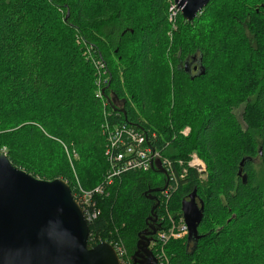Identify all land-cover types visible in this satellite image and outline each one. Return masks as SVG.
I'll return each instance as SVG.
<instances>
[{
    "label": "trees",
    "instance_id": "16d2710c",
    "mask_svg": "<svg viewBox=\"0 0 264 264\" xmlns=\"http://www.w3.org/2000/svg\"><path fill=\"white\" fill-rule=\"evenodd\" d=\"M45 1L54 10L55 20L66 28L63 34L57 26L50 24L47 31L44 22L36 25L27 20L17 27L11 20L3 21L1 15L9 1L0 0V32L14 34L12 42L7 44L4 58L0 54L3 99L13 107L10 116L14 117L18 111H33L26 116L25 125L8 134L13 143L7 140L2 143L8 149L5 156L11 164L17 168L26 167L23 162L27 158L26 144L30 141L27 135L36 138L40 144L56 142L76 150L91 147L93 155L99 159L98 163L93 162V169L100 183L105 171L109 170L104 156L105 138L100 131L104 122L111 126L128 125L143 135L144 147L160 151L172 160L185 159L187 146L191 150L198 149V154L207 162L208 180L200 181L193 169H188L181 178L175 164L176 183L167 177L166 172L163 174L151 167L146 171L126 168L114 175L106 194L94 197L100 211L88 223L90 246L98 240H119L128 247L130 264H138L134 262L133 254L138 234L146 227L151 207L156 204V222L162 227L160 218L164 217L166 209L171 214H182V202L193 193L203 207L201 219L194 230L196 238L188 240L186 235L183 239L166 242L164 251L167 260L163 263L264 264V181L256 182L252 168L255 155L261 156L264 162V25L259 22L264 1L256 7L254 0H209L191 21L185 20L177 9V31L171 37L167 34L166 0H117L113 8L94 10L92 17L87 11L88 0ZM141 3L146 5L145 10H140ZM208 30L211 31L208 33ZM36 39L42 45H38ZM160 42L168 43L169 49H173L171 71H166L165 50L154 48ZM1 44L0 39V47ZM52 44L56 45L53 52L49 49ZM58 49L60 51L55 52ZM175 51L179 54L175 55ZM154 53L162 55L155 66L151 59ZM194 53L200 55L201 62L200 69L193 75L189 68L193 64ZM226 53L231 56L227 62L229 69L222 73L217 66L226 62ZM154 72L158 74V82L150 84V76ZM165 72L172 74L168 79L174 85L177 99L172 106L167 100L169 104L163 109L162 116L167 119L166 116L175 114L160 127L161 132L151 127L149 121L140 118L139 113L132 112L127 98H122L124 107L119 109L112 107L114 102H109L107 92L113 98H121L125 93L121 84L122 75L129 83L130 74H134L137 78L132 81L137 84V94L131 95L130 100L141 105L145 113H150L151 109L154 111L155 100L164 99L169 86L162 78ZM103 77L107 79L105 86H101L104 96L101 100L95 96V81ZM201 79L200 83H205L208 88L204 91L211 92L208 96L212 97L214 104L200 118L191 120L189 133L183 135L180 133L184 128L181 126L184 123L182 117L191 115L195 118L196 113L201 114L203 97L188 94L187 85L190 82L199 86L196 81ZM209 83L217 85L208 86ZM218 83L223 85V94L226 92L230 97L226 101L231 105L228 108L227 103L216 102L214 98V93L222 94L217 90ZM79 93L85 94L88 97L86 101L95 108L92 115L96 127H78L75 123ZM182 102L191 104L189 110L182 106ZM242 102V122H239L233 109ZM30 120L36 122L29 124ZM225 120L234 132L228 140L217 136ZM54 123L55 129L51 133ZM6 136L1 135L3 138ZM16 138L21 142H16ZM123 141L127 142L125 138ZM197 143L202 147L197 148ZM28 149H31L29 144ZM243 159L245 183L237 174ZM78 161L73 164L77 172ZM69 164L66 159V166L56 168L46 180H64L75 198L77 189ZM24 170L33 177L45 179L37 169ZM78 175L85 189H92L97 184ZM170 185L173 189L167 199L163 191ZM156 188L160 190L154 191ZM234 210L237 213H231ZM260 210L262 214H259ZM213 223L218 226L212 227ZM153 236L152 239H155ZM151 249L155 256L157 247Z\"/></svg>",
    "mask_w": 264,
    "mask_h": 264
},
{
    "label": "water",
    "instance_id": "95a60500",
    "mask_svg": "<svg viewBox=\"0 0 264 264\" xmlns=\"http://www.w3.org/2000/svg\"><path fill=\"white\" fill-rule=\"evenodd\" d=\"M208 1L174 0L188 21L193 20ZM244 160L237 172L243 183L246 182V175L242 174ZM151 168L165 174L159 161L152 162ZM157 190L160 189H154ZM155 207L156 204L151 207L147 221H156ZM202 210L193 193L181 204L188 240L196 234L194 230ZM155 233L156 229L139 232L134 262L158 264L149 249ZM89 234V224L64 180L33 177L0 154V264H120L108 242L90 246Z\"/></svg>",
    "mask_w": 264,
    "mask_h": 264
},
{
    "label": "rangeland",
    "instance_id": "374dc122",
    "mask_svg": "<svg viewBox=\"0 0 264 264\" xmlns=\"http://www.w3.org/2000/svg\"><path fill=\"white\" fill-rule=\"evenodd\" d=\"M5 1L6 2L9 1V2H7V5L4 7L2 15H1V18L3 19V21L6 22L7 20H11L12 22H15L17 24V27L21 26L27 20H32L34 22V24H36V25H40L41 23L44 22L47 31L49 30L48 24H50L53 27L57 26L60 30V34H63V32H66L65 31L66 28L63 27V25H60L55 20L56 17L54 15V10L48 6V4L46 3L45 0H5ZM88 1L89 2H88L87 11H88L89 17H92L94 15V10H97L99 8H102V7L113 8V5L115 4V2L117 0H88ZM263 1L264 0H254V3L256 5V7H258L263 3ZM165 2L167 3V6H166V8H167L166 9L167 10V22L169 23V26H167L168 27L167 34L171 37L173 32L177 31V23H175V20L177 17L176 15L178 13L177 12L178 10L176 8L174 1L166 0ZM141 5H142V7H140L141 8L140 10L141 11H142V9L145 10L146 5L142 4V3H141ZM223 7L224 6L222 5L221 8H223ZM199 13H201V12H199ZM259 17L262 18V19L259 18L260 24L264 25V11H261L259 13ZM209 28H211V26ZM210 31L211 30H208V33ZM13 35L14 34L11 32H8L6 35H4V32H0V39L2 41V44L0 47V54L3 58H4L3 55H4V52L6 50L7 44L12 42ZM36 42L38 43V45H42V42L39 39H36ZM58 42H60V40H58ZM55 46H56L55 44L50 45L49 46L50 51L53 52L54 48H56ZM43 47H44V44H43ZM154 48H156L157 51H162V49L165 50L166 71H168V70L171 71V63H172V58H173V57H171V55L173 54V49H169V44L168 43L166 44L163 42L156 43ZM59 51H60V49H58L55 52H59ZM178 52L179 51H175V55L179 54ZM152 56H153V58L151 57L152 64H153V66H155L156 64L159 63L158 58L162 55H161V53L160 54L154 53V55H152ZM230 58H231L230 54L226 53L225 58H224V60L226 62L225 63L221 62L220 64L218 63L217 67L219 70H222V73H226V71L229 69L228 68L229 64H227V62H228V59H230ZM229 62L232 63V61H229ZM14 64H17V63H14ZM225 64H227V65H225ZM7 66H10V64H8ZM130 75H131V78L129 77V83L126 80H124L123 75L121 77L122 88H123V91L125 92L123 94V96H121V98H117V97L113 98L112 95H110L107 92V95H108L107 97H109V99H112L113 100L112 102H114L112 107H115L117 109L123 108L124 102H123L122 98H127V100H128L127 102H129V101L131 102V103H128L127 105L132 110V112L139 113L140 118H143L145 121H149L151 124V127H153L155 130H157V132H161L160 127L163 124L167 123L169 121L168 119L173 117V114H175V113H172L171 116H166L167 119H165L162 116L163 109L170 102H171L170 106H172V102H173V104H175V100L177 99L176 91L174 90V85H172L170 83V79H168V77L170 78L172 76V74L169 73V75H168L165 72V75L162 77L163 80H165L169 86L167 87V91H165V98L164 99L161 98L160 101L155 100V102H156L155 107L156 108L154 111H153V109H151L152 113L151 112L145 113V110L141 109V107H142L141 105L138 106V103H135L132 100H130L131 95L137 94L136 93L137 92V84L135 85L134 84L135 81L134 80L132 81V79L137 78V76L134 74H130ZM153 79H154V82L152 81ZM202 80L203 79L196 81V83L199 86H196V84L193 85L190 82L187 85L189 92H190L188 94H191V95L195 94L196 97L198 95H200L201 97L203 96L201 98V104H202V107H200L201 114L196 113L197 115L195 114V118H192L191 115L182 117L184 119V123L181 126H183L184 128L182 130H180V133L184 129L190 128L189 122L191 120L194 121V120H197L198 118H200V116H202L203 112L206 109L213 106V104H214L213 100H211L212 97L210 98V96H208L211 92L209 93V91H204V89L207 90L208 88L206 87L205 83L204 84L200 83V82H202ZM227 80L229 81V77H227ZM149 82H150V84L158 82L157 72L156 73L154 72V74H152L150 76ZM105 84H106V81L104 82V85ZM210 85L211 84L209 83L208 86H210ZM214 85H217V84H212L211 86H214ZM217 90L219 92H221L222 94L214 93L215 94L214 98H215L216 102L227 103V105H226L227 108L229 106H231L228 102H226L227 100L230 99V97H229V95H227L226 92H225V94H223L224 90H223L222 84H219L217 86ZM9 93L11 94V92H9ZM95 93H96V91H95ZM78 96H80V101L77 103V113L75 114V119H74L75 123L77 124L78 127H82V126H85V128L96 127L97 125H96L95 119L93 118V115H92L94 113L95 108H93L92 104H90L88 101H86V98L88 99V97L85 94L79 93ZM178 98H179V96H178ZM173 99H174V101H173ZM167 100L169 101V103ZM109 102H111V101L109 100ZM216 104L219 105L218 103H216ZM151 105H154V103H152ZM183 105L189 110V107L191 104H189V103L183 104V102H182V106ZM243 107H244V103L242 102L240 105H238L237 107H234V109H233L234 110V116L239 122H242ZM152 108H154V107H152ZM12 109H13V107L11 104L4 102L3 89H2V87H0V153L7 154L8 149L5 146V144L3 145L2 143H4V140L11 141L8 139V134L14 133L18 127H20L23 124L25 125V121L28 118L26 116L28 114H32V112H33L32 111V112L24 113L22 111H20V112L18 111L17 114H15L13 117V115L10 116V112L12 111ZM167 115H170V114H167ZM70 116H71V114L68 113L67 117L70 118ZM105 117H107V116H105ZM34 122H36V121L30 120L29 124H31V123L33 124ZM225 122L226 123L223 125V127L220 129V131L219 132L217 131L218 132L217 136H218V138H223V139L228 140L233 136L234 132L231 130L229 123H228V120H225ZM106 123L107 122H104L100 125L101 133L103 132V126H105ZM193 124H194V122H193ZM158 125H159V127H158ZM54 129H55V123L53 124L52 129H50V132L52 133L54 131ZM193 131H194V129H193ZM188 133L189 132L187 131V134ZM2 134H7V136L5 138H3V137H1ZM27 137L30 140L28 142V144L31 147V149L29 150L28 144H26L27 149L25 150V152H26L27 158L24 160V162H23V160L22 161L18 160L19 162H23L24 166H26V167L23 169L18 167L19 169H22V170H24L26 168L37 169L39 172H42L44 174V176H45L44 180H46L48 177L52 176L53 171H55L56 168H58L60 166H62V167L66 166V159H67V163L68 164L70 163L69 165H70L71 170H72V177L74 180V186H76L77 190H78V183H80L78 174H80L82 178L89 180V182L93 181V182H95L94 184L97 183L93 187V189L103 183V180H104L103 177H102V180L100 181V183L98 182L99 180H97L95 178V171L93 169V162L98 163L99 159L96 158V155H93L94 151H93V149H91V147H81V148H78L76 150L75 148H69L68 146H66L62 143L57 144L55 142V143H50V144H40L39 142H37L36 138H34L33 136L27 135ZM16 139H14V140H16V142H21L18 138H16ZM224 144L226 145L227 143H224ZM104 147H105V143H104ZM196 147L201 148L202 145L197 143ZM197 150L198 149L191 150L189 148V146H187V150H186L187 152L185 155V159L178 158V159H173V161H175L177 167L185 166L191 160V157L193 155L197 156L198 159L203 164V167H204L202 172H197L198 179L200 181L208 180L209 179V170H208L207 162L203 158L202 155L198 154ZM254 157H255V159L253 161L252 168H253V171L255 172L256 182L261 183L264 181V162L262 160V157L259 156L258 154L255 155ZM76 160H79L77 162L78 172H77V169L75 170L73 168V164ZM179 161H180V163H179ZM84 170H86L87 172L84 173ZM82 175H84V176H82ZM36 178H39V177H36ZM39 179H41V178H39ZM80 186H81V184H80ZM83 189L86 191L91 190V189L87 190L85 188H83ZM75 195H77V194L75 193ZM221 202L222 203L224 202V199L222 197H221ZM235 212L237 213V210H234L231 213H235ZM219 214H221L223 216L226 215L225 213H222V212H219ZM257 214H258V211H257ZM259 214H262L261 210L259 211ZM149 215H150V213L147 214V216H149ZM172 215L179 216L177 214H172ZM180 215H182V214H180ZM210 216L213 217V214L210 213ZM216 222L218 223L219 221H216ZM204 226H206V224ZM217 226L218 225H214V223L212 225V227H217ZM156 231H157V229H156ZM122 245H123V248H124V250L126 252V256H127V250H128L127 248L128 247L126 246L125 243H122ZM156 261H157V259H156Z\"/></svg>",
    "mask_w": 264,
    "mask_h": 264
},
{
    "label": "built area",
    "instance_id": "2783aa9c",
    "mask_svg": "<svg viewBox=\"0 0 264 264\" xmlns=\"http://www.w3.org/2000/svg\"><path fill=\"white\" fill-rule=\"evenodd\" d=\"M103 72L102 74H104ZM102 77V76H101ZM107 78L99 80L98 78L95 81L96 84V93L95 96L104 99L102 92L103 89L101 86H105L104 82ZM189 132V128L184 129L181 133L183 135ZM102 135L105 137V147H104V156L106 161L109 163V170H106L103 175V183L90 191L84 190L80 183H78L77 195H75V200L80 206L85 220L87 223L91 222L99 214V208L96 207L94 202V197L97 195L106 194V190L112 184L114 175H117L119 171H124L126 168L131 170H143L146 171L151 167L152 162L159 161L160 166L164 168L167 177L171 180L173 179L176 183V176L174 171L176 163L172 159L163 156L160 151H152L147 146L144 147L143 141L144 137L141 133L132 130L126 124H112L103 126ZM124 138L127 142H124ZM119 147H122L121 149ZM115 152V154H113ZM5 155V153H0ZM180 163V161H179ZM188 169H193L196 172H202L204 169L203 164L198 159L197 156L193 155L191 160L185 166L177 167L179 177H183ZM163 191L164 196L169 199L170 191L172 186L170 185ZM88 190V189H87ZM167 220H164V219ZM162 227H158L155 233V239H152L150 242V247H157V254L155 255L157 262L159 264H164L163 261L167 260L166 253L164 251V244L170 240H179L186 237L188 234V226L185 223V220L182 215L174 216L171 214L170 210L166 209V214L163 218H160ZM162 221H165L162 224ZM104 240H98L102 242ZM108 242L115 250L120 264H130L129 258L126 256V252L123 248L122 243L119 240L105 241Z\"/></svg>",
    "mask_w": 264,
    "mask_h": 264
},
{
    "label": "flooded vegetation",
    "instance_id": "af4514ba",
    "mask_svg": "<svg viewBox=\"0 0 264 264\" xmlns=\"http://www.w3.org/2000/svg\"><path fill=\"white\" fill-rule=\"evenodd\" d=\"M198 56V57H197ZM193 64L191 65V67L189 68V71L190 73H193L196 74V72L200 69V62H201V57L200 55H198L197 53H195V57H193V61H191ZM165 178V177H164ZM155 200V199H154ZM196 200V199H195ZM196 202L198 203V201L196 200ZM198 206H201L199 203H198ZM159 227V224H157L156 221H152V220H148L146 222V231H151L152 229H157ZM196 235L193 234V240H194V237ZM154 236H152L153 238ZM149 249L152 251L151 247H150V244H149ZM153 253V252H152ZM154 255V254H153Z\"/></svg>",
    "mask_w": 264,
    "mask_h": 264
},
{
    "label": "bare ground",
    "instance_id": "6f19581e",
    "mask_svg": "<svg viewBox=\"0 0 264 264\" xmlns=\"http://www.w3.org/2000/svg\"><path fill=\"white\" fill-rule=\"evenodd\" d=\"M175 3V2H174ZM176 7H177V4L175 3ZM177 9L179 10V8L177 7ZM180 11V10H179Z\"/></svg>",
    "mask_w": 264,
    "mask_h": 264
},
{
    "label": "clouds",
    "instance_id": "9594fccd",
    "mask_svg": "<svg viewBox=\"0 0 264 264\" xmlns=\"http://www.w3.org/2000/svg\"><path fill=\"white\" fill-rule=\"evenodd\" d=\"M183 216V215H182ZM155 235V234H154Z\"/></svg>",
    "mask_w": 264,
    "mask_h": 264
}]
</instances>
